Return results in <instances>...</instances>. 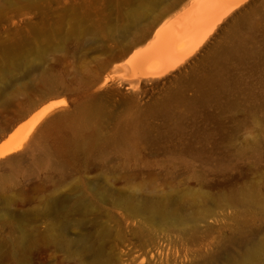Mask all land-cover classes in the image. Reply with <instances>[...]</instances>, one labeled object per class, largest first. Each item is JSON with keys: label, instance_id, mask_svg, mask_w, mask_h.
I'll return each instance as SVG.
<instances>
[{"label": "rangeland", "instance_id": "obj_1", "mask_svg": "<svg viewBox=\"0 0 264 264\" xmlns=\"http://www.w3.org/2000/svg\"><path fill=\"white\" fill-rule=\"evenodd\" d=\"M189 1L0 0V142L54 105L0 156V264H264V0L206 59L130 66Z\"/></svg>", "mask_w": 264, "mask_h": 264}, {"label": "bare ground", "instance_id": "obj_2", "mask_svg": "<svg viewBox=\"0 0 264 264\" xmlns=\"http://www.w3.org/2000/svg\"><path fill=\"white\" fill-rule=\"evenodd\" d=\"M242 1L196 0L186 2L181 6L185 11L179 19L170 24H167L169 20L162 23L158 22L159 27L154 33H144L142 38L135 44H138L139 52L130 63L132 71L139 75L161 74L183 61L196 49H202L203 51L199 56L200 60L206 59V56H212L219 40L230 29V25L242 18L243 15L239 16L241 12H237L233 16L230 15ZM136 25V20L133 19L130 28L133 29ZM53 107L52 104L41 106L19 125L13 136L6 141H1L0 156H7L23 147ZM46 211L52 213L56 209L51 204ZM57 243L66 249L81 248L92 256L94 262H101L100 257L94 254L93 247L84 239L73 241L61 235ZM256 256V251L249 249L245 264L258 261Z\"/></svg>", "mask_w": 264, "mask_h": 264}, {"label": "water", "instance_id": "obj_3", "mask_svg": "<svg viewBox=\"0 0 264 264\" xmlns=\"http://www.w3.org/2000/svg\"><path fill=\"white\" fill-rule=\"evenodd\" d=\"M106 71H107V69H103L101 72H100V74H99V76H98V82H102L103 81V79H104V77H105V75H106ZM59 117H60V115L59 114H55L54 116H52V117H50V118H47L46 120H45V123H50V122H52L53 120H55V119H59ZM44 123V124H45ZM40 137H41V133H40V131L38 130L35 134H34V136H33V139H32V141L29 143V147L27 148V149H29L30 147H32L33 145H34V141H37L38 139H40ZM26 149V150H27ZM28 151V150H27Z\"/></svg>", "mask_w": 264, "mask_h": 264}]
</instances>
